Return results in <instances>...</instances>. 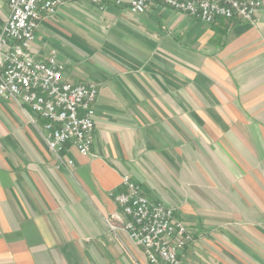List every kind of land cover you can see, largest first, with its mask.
I'll use <instances>...</instances> for the list:
<instances>
[{"label":"crops","instance_id":"obj_1","mask_svg":"<svg viewBox=\"0 0 264 264\" xmlns=\"http://www.w3.org/2000/svg\"><path fill=\"white\" fill-rule=\"evenodd\" d=\"M129 1L75 0L35 31L38 59L98 86L91 155L60 163L0 98V264H149L105 222L126 175L192 236L179 264H264V10L206 24Z\"/></svg>","mask_w":264,"mask_h":264},{"label":"built area","instance_id":"obj_2","mask_svg":"<svg viewBox=\"0 0 264 264\" xmlns=\"http://www.w3.org/2000/svg\"><path fill=\"white\" fill-rule=\"evenodd\" d=\"M91 1L104 9L101 0ZM72 2L8 0L9 14L0 31V98L34 115L28 116L30 123L60 163L67 145L91 155L98 86L66 79L57 51L50 49L44 59H38L32 44L40 21ZM154 3L206 24L218 20L253 24L264 10V0H130L128 8L133 14H143ZM67 164L71 166L72 160ZM122 184L125 190L112 194L118 211L105 219L109 230L124 233L149 264H179V253L192 236L174 208L149 199L127 175Z\"/></svg>","mask_w":264,"mask_h":264}]
</instances>
